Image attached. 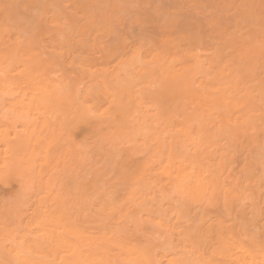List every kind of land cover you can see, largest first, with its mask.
Segmentation results:
<instances>
[{
  "label": "rangeland",
  "instance_id": "obj_1",
  "mask_svg": "<svg viewBox=\"0 0 264 264\" xmlns=\"http://www.w3.org/2000/svg\"><path fill=\"white\" fill-rule=\"evenodd\" d=\"M8 123L0 264H264V0H0Z\"/></svg>",
  "mask_w": 264,
  "mask_h": 264
},
{
  "label": "bare ground",
  "instance_id": "obj_2",
  "mask_svg": "<svg viewBox=\"0 0 264 264\" xmlns=\"http://www.w3.org/2000/svg\"><path fill=\"white\" fill-rule=\"evenodd\" d=\"M191 46V45H190ZM179 47V46H178ZM196 47V46H195ZM138 50V49H137ZM198 52V51H197ZM118 54H120V53H118ZM117 56V55H116ZM138 56V55H137ZM137 58V57H136ZM118 59V58H117ZM133 59H134V57H133ZM137 60L138 59H136V62H137ZM194 60V59H193ZM72 61V60H71ZM132 61H134V60H132ZM132 61H131V64H132ZM127 62H129L130 63V61H127ZM138 62H139V60H138ZM137 62V63H138ZM172 62V61H171ZM198 62V61H197ZM134 63V62H133ZM146 63V62H145ZM135 64V63H134ZM73 65V64H72ZM126 65V64H125ZM124 65V66H125ZM128 65V64H127ZM130 65V64H129ZM149 66V65H148ZM75 68V67H74ZM122 68V67H121ZM197 68H199V66L197 65ZM201 68V67H200ZM199 68V69H200ZM196 69V68H195ZM122 70H123V68H122ZM121 70V71H122ZM126 70V69H125ZM171 70V69H170ZM94 72V71H93ZM104 72H106V71H104ZM103 72V73H104ZM191 72V71H190ZM102 73V72H101ZM121 73V72H120ZM84 74V73H83ZM106 74V73H105ZM92 75V74H91ZM131 81H133V80H131ZM59 87V86H58ZM179 88V90H177ZM57 89V88H56ZM56 89L54 90V91H56ZM36 90H39V92H43V91H45L46 90V87H44V86H41V87H39V86H37L36 88H34L33 89V92L29 95V99H30V102L27 104V105H25V103H24V101H22V104L20 105V109L19 110H22L23 112H18L19 114H16V113H14V114H16V115H14V117H12V118H14V119H16V118H23L24 117V115H25V113H26V115H27V113H29L30 112V104H32L33 102H32V100L33 101H35V99H36V95L38 94V92H35ZM52 91H53V89H52ZM221 91V90H220ZM220 91H219V93H220ZM50 92V91H49ZM216 92V91H215ZM44 93V92H43ZM112 93V92H111ZM114 93V92H113ZM112 93V94H113ZM182 93H183V90H182V87L181 86H179V87H176V88H170V87H166V86H163L162 84H159V85H157L154 89H152L150 92H148V93H146V98H148L149 100H151L152 102H153V104L155 105V106H157V109H158V114L161 116V117H164V116H167V115H169V111H170V109H171V107L174 105V104H176L177 103V101H178V98L182 95ZM211 93V92H210ZM214 93V92H213ZM47 95H48V93H46ZM54 94H55V96H56V92H54ZM45 95V94H44ZM54 96V95H53ZM52 96V97H53ZM41 97V96H40ZM94 97V96H93ZM57 98H59L58 96H57ZM108 98V97H107ZM42 99H43V97H42ZM42 99H40V100H42ZM54 99H56V98H54ZM37 100V99H36ZM47 101H48V99H46ZM99 100V99H98ZM103 100V99H102ZM114 100V99H113ZM116 100V99H115ZM214 100H215V98H214ZM45 101V100H44ZM42 102V101H41ZM46 102V101H45ZM108 102V101H107ZM27 103V102H26ZM43 103V102H42ZM41 103V104H42ZM98 103H99V101H98ZM116 103V102H115ZM112 104V103H111ZM40 105V104H39ZM57 105L58 106H60V105H63V103H57ZM100 105H101V102H100ZM103 105H105V104H103ZM24 106V107H23ZM27 106V107H26ZM43 106V105H42ZM106 106V105H105ZM85 107V106H84ZM90 107V106H89ZM11 108V107H10ZM38 108H40L39 106H38ZM14 110H16V108H14V109H10V111H14ZM89 109L87 108V111H88ZM101 111V110H100ZM125 109H123V107L122 106H114V104L111 106V107H109L108 108V111L106 112V113H104L101 117H104V118H107L108 119V121H111V122H118V121H121L122 119H124L123 118V116H124V114H125ZM85 112H86V110H85ZM85 112H83V113H81L80 114V116H79V118H77L74 122H72V124H73V128H72V133L74 134V133H76V130H78L81 126H85L86 124H87V118H89L88 117V114L87 113H85ZM91 112V111H90ZM13 114V113H12ZM30 114V113H29ZM32 114V113H31ZM90 114V113H89ZM7 115V114H6ZM23 116V117H22ZM32 116V115H31ZM90 116V115H89ZM94 115L92 114V116L91 117H93ZM90 117V118H91ZM95 117V116H94ZM93 117V118H94ZM100 117V116H99ZM7 118H9V117H7ZM25 118V117H24ZM23 118V119H24ZM29 118H30V116H29ZM27 119H28V117H27ZM9 120L11 121V119L9 118ZM23 121V120H22ZM29 121V120H28ZM28 121H26V122H24V126H26V127H28V126H30V123L28 122ZM34 121V120H33ZM32 121V122H33ZM13 122V121H12ZM92 122V121H91ZM121 122H123V121H121ZM11 124V123H10ZM95 124V123H94ZM6 125V124H5ZM89 125V124H88ZM22 126V125H21ZM90 126V125H89ZM9 128H12V127H10L9 126V123L4 127V128H2L1 130H0V140L3 142V148H4V150H3V159H1L0 160V184H2V188L4 187L3 185H5L6 186V182H8L7 180L10 178L9 176H11L12 175V173L14 172V169H13V166H14V164L12 165V163H10V162H8V160L6 159V154L7 153H15V152H18V151H22V150H24L25 148H26V146H28L29 144H30V136L28 135V134H24V133H18L17 131H13V132H11L10 130H9ZM25 128V127H24ZM91 129V128H90ZM139 130V129H138ZM85 131H86V129H85ZM79 135H81V134H79ZM53 145V144H52ZM51 146V145H50ZM226 146V145H225ZM50 148V147H49ZM53 148H54V146H53ZM52 149V148H51ZM175 151H177V147L176 146H174V148H173ZM25 151V150H24ZM50 152H51V150H50ZM46 153H48V152H46ZM52 153V152H51ZM223 154V153H222ZM48 155H49V153H48ZM162 155H163V153H162ZM168 156V155H167ZM48 157V156H47ZM54 157V156H53ZM49 159V158H48ZM52 159V158H51ZM166 161H168V158H167V160H166V158H164V162H166ZM166 163H168V162H166ZM173 163V162H172ZM192 163V162H191ZM169 164V163H168ZM190 164V163H189ZM10 165H12V167L10 166ZM163 165V164H162ZM161 166V165H160ZM159 166V167H160ZM173 166V165H172ZM8 167H11L10 169L8 168ZM15 167V166H14ZM160 168H163L162 166L160 167ZM164 169V168H163ZM162 169V170H163ZM171 169H173V168H171ZM192 169V168H191ZM175 171V170H174ZM16 172H18V171H16ZM171 174V173H170ZM191 174V173H190ZM14 175H16V174H14ZM201 176V175H200ZM171 177V176H170ZM189 177V176H188ZM11 180V179H10ZM176 180H177V178H176ZM182 180H183V178H182ZM216 180V179H215ZM12 182H17V181H12ZM179 182H180V180H179ZM183 182V181H182ZM9 183V182H8ZM18 183V182H17ZM174 183V182H173ZM10 184V183H9ZM8 184V185H9ZM19 185V184H18ZM1 187V186H0ZM18 187V186H17ZM9 191V190H8ZM112 200V199H111ZM83 201V200H82ZM48 210V209H47ZM124 217H125V215H124ZM199 217V216H198ZM141 218V217H140ZM22 226V225H21ZM63 228V227H62ZM61 228V229H62ZM41 229V228H40ZM39 230V229H38ZM38 233V232H37ZM20 239V238H19ZM18 239V240H19ZM20 245H22V243L20 244ZM238 245V244H237ZM224 246V245H223ZM18 247V246H17ZM20 247V246H19ZM226 248V247H225ZM18 250H12V252H9L12 256H13V258H15V261L17 260V262L18 261H20L21 260V249H19V248H17ZM242 250V249H241ZM225 251V250H224ZM188 255V254H187ZM254 255V254H253ZM2 256H4V253H2V252H0V257H2ZM60 256V255H59ZM69 256V255H68ZM255 256V255H254ZM68 258V257H67ZM70 258H72V257H70ZM167 258V257H166ZM168 260V259H167ZM249 261H246V262H240V261H238V260H236V261H234L233 263L234 264H256L255 262H254V260L252 259V260H250V257H249V259H248ZM58 261H59V259H58ZM62 261V260H61ZM193 262V261H192ZM197 262V261H196ZM168 264H172V260H168V262H167Z\"/></svg>",
  "mask_w": 264,
  "mask_h": 264
}]
</instances>
